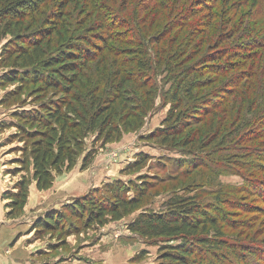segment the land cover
<instances>
[{
    "label": "rangeland",
    "instance_id": "1",
    "mask_svg": "<svg viewBox=\"0 0 264 264\" xmlns=\"http://www.w3.org/2000/svg\"><path fill=\"white\" fill-rule=\"evenodd\" d=\"M200 1L210 2L208 11L204 7L197 14L192 13ZM256 11V0H48L36 14L24 20L20 28L4 38L0 37V77L14 70L12 62L8 66L3 63V66V50L17 35L47 39V59L57 56L72 42L87 43L93 53L89 61L79 68L78 76L73 77L77 82L68 88V95L51 93L42 85L30 82L0 86V101L6 100L0 105V202L6 219L10 212L11 194L17 192L21 181H25L28 190L25 206L28 204L31 209L25 211L24 207L21 213L15 209V218L6 221L13 220L12 224L24 232L21 239L27 241V245H35L33 248L37 250L38 259L54 264H157L159 245L147 244L129 233L127 224L142 210L158 211L168 197L175 194L185 196L206 183H209L208 191L202 199L219 209L222 220L227 217L230 221L226 225H222V220L218 221L225 234H239L242 244L257 243L263 252L264 205L255 193L231 194L229 190L242 187L244 180L220 170L215 160L209 158L219 151L224 128L232 130L243 116L247 118L246 105L239 100L241 96L229 97L227 90L242 85L249 76L255 75L256 89L246 90L249 93L246 102L251 103L249 110L252 107V112H257L256 107L264 104L259 102L261 95L254 97L257 89L261 88L258 87L259 76L256 73H259L260 57L264 56V26L256 18ZM184 13L191 15L184 20L179 17ZM245 42L251 48L242 51L241 55L250 54V57L257 53L258 61H245L243 58L246 56L240 60L232 57L233 54L237 56L238 45ZM211 54H214L213 58ZM226 58L237 65H233L225 76L210 77L208 87L202 88L195 96V100H206L213 116L197 115L201 124L195 125L192 119V127H183L181 131L185 130L184 135L190 131L200 133L217 120L216 115L222 117L225 111L224 116H229L215 137L198 139L199 145L191 150L194 155L207 159L206 167L180 168L178 161L188 160L190 156L179 147L152 139L154 133L167 125L171 103L166 95L173 88V74L211 64V61H214L212 64L223 65ZM168 63L173 64L172 75L163 70V65ZM147 64L150 67L145 69ZM131 72L134 73L132 84L127 86L129 90L126 92L133 95L134 103L137 100L139 103L135 108L124 103L123 98L118 99L120 103L116 104L115 115L119 135L111 143L104 144L96 132H85L81 139V152L74 156L72 169L63 167L60 174L53 173V184L49 190H37L32 180L29 155L32 140L27 138L25 131L19 130L21 122L13 115L36 109L42 104L61 106L63 102H69L72 95L87 96L95 90L98 95L103 92L107 97L117 99L119 97L112 96L110 91L114 90L121 76ZM261 73L264 77L263 67ZM204 76L208 78L210 75ZM142 81L143 87H140L138 83ZM261 90L263 94L264 90ZM191 106L186 102L180 112H188ZM224 106L226 108L222 109ZM233 120V125H227ZM124 121L129 128L127 131H123ZM85 156H89L91 163L83 170ZM145 156L149 162L143 168L133 173L124 172L129 165ZM247 173L264 181V174L259 171L252 169ZM138 177L146 178L149 184L143 204L119 222L89 227L86 215L77 218L62 211L63 205L100 191L105 184L115 180L126 183ZM217 184L223 188L213 190ZM216 191L220 192L214 193ZM36 192L45 194L44 198L38 199L43 204L41 207L32 195ZM53 198L57 200L52 203L49 200ZM221 199L226 201L220 203ZM230 203L246 205V208L235 211L238 209L229 207ZM56 210L64 216L58 230H34L37 220Z\"/></svg>",
    "mask_w": 264,
    "mask_h": 264
},
{
    "label": "trees",
    "instance_id": "2",
    "mask_svg": "<svg viewBox=\"0 0 264 264\" xmlns=\"http://www.w3.org/2000/svg\"><path fill=\"white\" fill-rule=\"evenodd\" d=\"M47 2L48 0H0V37L4 38L16 28H20L24 20L36 14ZM199 3L201 6L198 5L192 10V13L195 14L204 7L208 11L210 2L200 1ZM256 6V18L264 26V0H256ZM188 15L191 14L184 13L179 17L185 20ZM178 28L180 29V27ZM41 37L39 38L41 40H37L33 39L31 35H17L4 48L2 64L8 66V63L12 62L14 70L0 77V86L30 82L42 85L41 87L51 93L68 95L70 91L68 88L77 82L73 77L78 76L79 68L83 67L93 56L92 50L87 43L72 42L67 44L57 56L47 59L45 58V48L48 49L49 42ZM246 43L238 45L237 52H235L236 57L231 51H228L229 54H233L232 57L237 60L246 56L247 58H243V60L258 61L259 54L257 53L250 57L248 56L250 54L241 55L242 51L251 48ZM211 55L213 58L214 54ZM260 59L262 61L258 64L259 73L256 75L259 76L258 87L264 90V79H262L264 77L261 76V68H264V56ZM213 62L201 67L187 68L188 71L185 70L177 75L173 74V64L163 65V70L169 75L173 74L174 77L173 88L166 95L171 103V108L166 118L167 125L154 133L152 139L158 140L164 145L183 149L190 158L178 161V164L181 165L180 168L184 169L185 167L186 170L189 167L194 169L206 165L207 159L194 155L191 150L197 147L198 139L210 136L208 139L210 140L215 137L229 116L228 114L224 116L225 111L222 112V117L216 115L217 120L214 118L216 121L200 133L190 131L184 135L185 130L181 131L183 127H188V129L192 127L190 124L192 119H194L195 125L201 124V120H199L201 118L197 115L213 116L206 100H195V96L200 93L202 88L208 87L211 81L210 77L225 76L233 65H237L235 62L229 61L228 58L225 59L223 65H215L212 64ZM144 66L145 69L150 67L149 64ZM145 69L143 68V70ZM139 71L142 73L140 67ZM133 74L131 72L121 76L114 90L110 91L112 96L119 97L117 99L111 96L107 97L103 92L98 95L95 90L87 96L72 95L69 102H63L61 106H57L55 103L42 104L36 109L21 111L13 115L19 123L21 122L18 126L19 130L25 131L27 138L32 140L29 155L33 171L32 180L37 190L47 191L52 187L53 173L60 174L63 167L66 170L72 169L74 156L81 152L83 145L81 139L85 136V132H96L99 139H103L104 144L115 140L114 137L118 136L120 132L115 115L116 104L120 103L118 99L123 98L124 103L138 108L139 101L134 103L133 95H128L126 92L129 90L127 86L132 84L131 76ZM205 74L210 76L204 78ZM248 78L242 85L227 90L229 97L241 96L242 100L241 98L239 100L246 105L245 112L248 119L243 116L237 127L232 130L224 128L225 134H223L220 149L211 154L209 158L215 160L220 170L225 173H233L244 180L242 187L229 190L231 194L255 193V196L264 205V181L255 179L247 173L254 169L264 174V104L256 107L257 112H252V107L249 110L251 103L249 105V102H246L249 96L246 90L253 89L254 91L256 80L253 79L255 75ZM138 85L143 87V81ZM261 88L257 89L254 97L261 95L259 102L263 103L264 93L261 94ZM5 101L1 100L0 105ZM186 102H190L192 106L188 112L182 113L180 109ZM225 108L224 106L222 109ZM137 113L141 116L140 112ZM236 117L237 115H235ZM234 121L227 122V125H233ZM123 125L125 127L123 131H127L129 128L125 121ZM220 125L222 126L220 127ZM177 141H179L178 144L174 145ZM148 162L149 159L146 156L140 157L124 172H137ZM90 163L89 156H85L82 160V169H86ZM148 185L146 178L141 177L126 183L115 180L105 184L100 191L63 205L62 211L77 218L86 215L89 227L103 226L108 222H119L142 206ZM208 185L209 183H206L196 187L185 196L175 194L168 197L158 211L142 210L127 224V231L143 239L147 244L159 245L157 264H264V250L261 253L262 247L257 243L255 245L253 242H249V245H244L243 241L239 239V234L233 232L225 234L224 228L218 222L222 220L219 209L202 199V195L207 194ZM217 187L223 188L217 184L216 188L212 189L216 190ZM27 196V185L25 181H21L17 192L11 194L9 199L10 212L6 215L7 220L15 218L13 212L15 209L18 213L24 210ZM225 201L221 199L220 203ZM229 207L238 209L235 211H242L246 205L232 203ZM262 207L264 208V206ZM63 218L64 216L57 210L48 213L42 219L37 220L34 230H58ZM222 221V225L230 223L227 217Z\"/></svg>",
    "mask_w": 264,
    "mask_h": 264
},
{
    "label": "crops",
    "instance_id": "3",
    "mask_svg": "<svg viewBox=\"0 0 264 264\" xmlns=\"http://www.w3.org/2000/svg\"><path fill=\"white\" fill-rule=\"evenodd\" d=\"M32 195L36 198L37 203L39 202L38 206L41 207L43 204L40 203L41 199H38L44 198L45 194L36 192V195ZM32 195L30 196L32 197ZM55 200H57V198H53L49 201L53 203ZM30 209L31 208H28L27 204L25 206V211ZM12 223H14V221H6L3 205L0 202V264H54L53 262H45L41 260L42 258H39V261L35 253L37 250L33 248L35 245H27V241L25 242V240L21 239L24 232H21V230L18 229L19 227ZM17 236H19L18 240H16Z\"/></svg>",
    "mask_w": 264,
    "mask_h": 264
}]
</instances>
